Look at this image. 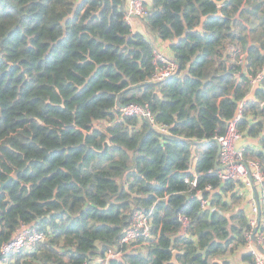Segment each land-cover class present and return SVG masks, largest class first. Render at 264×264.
Masks as SVG:
<instances>
[{
	"label": "trees",
	"instance_id": "1",
	"mask_svg": "<svg viewBox=\"0 0 264 264\" xmlns=\"http://www.w3.org/2000/svg\"><path fill=\"white\" fill-rule=\"evenodd\" d=\"M126 6L0 0V188L13 177L0 189V249L22 225L46 235L9 264H97L111 249L124 256L110 264H175L174 252L178 264H233L248 244L243 185L223 182L214 139L243 103L242 149L264 171V0H153L144 31ZM154 37L178 64L160 81ZM129 104L168 134L125 116ZM140 209L150 238L125 247Z\"/></svg>",
	"mask_w": 264,
	"mask_h": 264
},
{
	"label": "built area",
	"instance_id": "2",
	"mask_svg": "<svg viewBox=\"0 0 264 264\" xmlns=\"http://www.w3.org/2000/svg\"><path fill=\"white\" fill-rule=\"evenodd\" d=\"M126 21L132 25L134 19L145 18L149 14V8L144 0H127ZM156 40H158L156 38ZM154 42V41H153ZM156 41L154 42V46ZM246 54L240 55V64H245ZM156 72L154 80H164L176 73L178 64L165 53L160 52L155 47ZM263 79L260 73L252 80V85H258ZM244 104H240L239 113L235 119L229 121L224 134L217 136V141L221 148L219 163L225 166L224 170H220V177L223 182L233 180L235 183H241L243 187L241 191L245 194L248 202V222L250 229L247 233L246 245L248 251L255 255L257 264H264V226H262V208L264 198V171L258 161L248 159L244 149L238 144L242 140V135L238 131V123L241 119ZM122 113L125 116H139L147 119L150 125L162 134H168V128L156 122L150 110L139 104H129L122 107ZM195 175V171H192ZM196 176V175H195ZM189 182V181H188ZM193 187L197 186L196 178L190 182ZM255 186V188H254ZM210 190V187L206 188ZM256 191V192H255ZM202 196L201 191L196 193ZM208 205L207 199L201 197L202 209H206ZM151 213L144 210L135 211L130 226L125 230L121 244L130 246L139 239L147 241L151 235ZM184 227L188 225L186 218L181 219ZM258 230L256 231V228ZM46 239L44 232L37 231L31 227L22 225L13 235V237L2 244L1 254L3 262L1 264H9L7 257L17 254H26L32 252L39 242ZM124 256V250L111 249L104 256L97 259V264H110L112 260L120 259Z\"/></svg>",
	"mask_w": 264,
	"mask_h": 264
},
{
	"label": "crops",
	"instance_id": "3",
	"mask_svg": "<svg viewBox=\"0 0 264 264\" xmlns=\"http://www.w3.org/2000/svg\"><path fill=\"white\" fill-rule=\"evenodd\" d=\"M153 0H144L145 4L147 3L148 6L150 7L151 3H152ZM133 29L134 30H138V31H144V26L142 25L141 23V20L140 19H134L133 20ZM156 42H159V51L160 52H163L165 53L169 58H172L173 57V51L171 50L170 46L168 45L167 42H162L161 40H156ZM251 141L248 140V139H242L238 146L239 147H242L243 145L245 144H248L250 143ZM255 144V143H254ZM248 249L247 247L245 249H242L240 251H238L236 254H233L230 256L229 259L232 260L233 264H249L247 261H246V258H245V255L246 253H248Z\"/></svg>",
	"mask_w": 264,
	"mask_h": 264
},
{
	"label": "water",
	"instance_id": "4",
	"mask_svg": "<svg viewBox=\"0 0 264 264\" xmlns=\"http://www.w3.org/2000/svg\"><path fill=\"white\" fill-rule=\"evenodd\" d=\"M218 4H223V2H218ZM153 41L155 42L156 41V38L154 37L153 38ZM264 106V105H263ZM216 142H218L217 141V138H215L214 139ZM220 154H221V148H220V146H219V150H218V155H217V158H216V161H215V167L218 169V170H224L225 169V166H223V165H220V163H219V159H220ZM13 179V177H9V179H8V181L6 182V183H3L2 185H1V188L0 189H3L11 180ZM254 188H255V186H254ZM256 192V191H255ZM258 230V227L256 228V231ZM177 252H174V258H173V260H172V263H175V264H178V261H177V258H176V256H177ZM215 262H218V263H220L218 260H216Z\"/></svg>",
	"mask_w": 264,
	"mask_h": 264
},
{
	"label": "rangeland",
	"instance_id": "5",
	"mask_svg": "<svg viewBox=\"0 0 264 264\" xmlns=\"http://www.w3.org/2000/svg\"><path fill=\"white\" fill-rule=\"evenodd\" d=\"M155 47L157 50L159 49V47H160L159 42H156Z\"/></svg>",
	"mask_w": 264,
	"mask_h": 264
}]
</instances>
